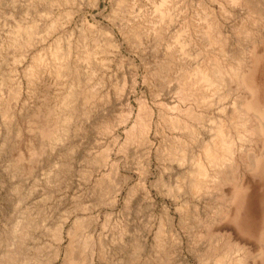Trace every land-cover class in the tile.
I'll use <instances>...</instances> for the list:
<instances>
[{"label":"clouds","instance_id":"1","mask_svg":"<svg viewBox=\"0 0 264 264\" xmlns=\"http://www.w3.org/2000/svg\"><path fill=\"white\" fill-rule=\"evenodd\" d=\"M0 264H264V0H0Z\"/></svg>","mask_w":264,"mask_h":264}]
</instances>
